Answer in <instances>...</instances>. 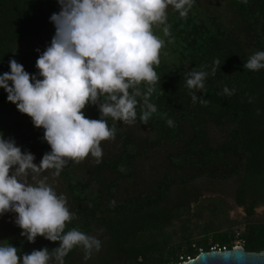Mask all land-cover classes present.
Segmentation results:
<instances>
[{"label":"trees","instance_id":"obj_1","mask_svg":"<svg viewBox=\"0 0 264 264\" xmlns=\"http://www.w3.org/2000/svg\"><path fill=\"white\" fill-rule=\"evenodd\" d=\"M59 11L57 0H0V74L10 71L11 59L29 73L38 72L36 61L55 34L49 18ZM167 11L170 35L163 26L153 28L165 42L151 97L158 111L147 125L108 118L116 135L101 142V162L91 155L69 161L57 176L73 214L65 232L76 228L102 242L87 261L84 250L75 247L65 264H181L213 247L233 248L236 233L219 231L227 220L224 201L203 200L204 184L212 182L199 180L240 178L236 203L248 218L264 205V69L243 67L250 55L264 51V0H195L186 18L171 7ZM216 60L221 69L211 75ZM190 68L210 73L197 93L204 104L192 102L186 86ZM225 86L235 94H222ZM12 104L0 89V132L22 151L38 148L42 158L51 150L42 140L43 128L27 114L12 120ZM82 111L100 118L95 105ZM212 130L222 135L218 142ZM239 238L246 251H264V221H247ZM9 243L20 255L60 244L40 236L31 243L20 234L4 239Z\"/></svg>","mask_w":264,"mask_h":264},{"label":"clouds","instance_id":"obj_2","mask_svg":"<svg viewBox=\"0 0 264 264\" xmlns=\"http://www.w3.org/2000/svg\"><path fill=\"white\" fill-rule=\"evenodd\" d=\"M57 2L60 11L49 18L55 34L36 61L38 72L29 73L11 59L10 71L0 74V89L7 93V100L31 117L35 127L43 128L42 140L51 149L37 164L33 153L22 151L14 138L5 139L0 132V216L15 213L14 222L28 242L35 243L42 236L60 244L22 255L10 243L0 244V264H65V257L75 247L84 250L85 261L100 251L102 242L97 237L76 228L65 232L73 219L66 197L46 179L29 180L50 169L59 176L69 161L79 163L89 155L100 163L101 142L116 135L108 118L128 125L137 119L148 124L158 111L151 97L160 79L155 66L160 64L165 43L153 28L163 26L164 35H170L167 10L171 7L186 18L195 4V0ZM218 67L221 64L216 60L211 75ZM243 67L253 72L264 69V51L250 55ZM209 74L195 68L186 73L193 104L206 103L197 93L203 92ZM141 84L147 85L146 91L140 89ZM235 91L225 86L222 94L231 96ZM89 105L97 106L99 119L86 117L82 110ZM167 124L172 127L174 121L168 119ZM115 203L113 200L111 205Z\"/></svg>","mask_w":264,"mask_h":264},{"label":"rangeland","instance_id":"obj_3","mask_svg":"<svg viewBox=\"0 0 264 264\" xmlns=\"http://www.w3.org/2000/svg\"><path fill=\"white\" fill-rule=\"evenodd\" d=\"M205 1H212V0H205ZM10 108L14 112L12 120L23 119V116H24L23 113L14 111L15 104H12ZM210 134H211V137L214 140H216V142H218L222 137V135L219 134V132L215 130H212ZM23 151H30L31 153H33L36 157L34 162L39 164L42 158H41L40 151L38 148L27 146L24 148ZM39 179H46L47 183H49L59 195H63L65 197V193L63 190L64 185L57 176L53 175V170L51 169L47 170L46 172L42 173L39 177H36L35 179H30L29 183H35L36 180H39ZM199 181H200L199 183H202V184H204L205 182L214 183V184L206 183L208 185L204 184V189L206 190V193L204 194V197L202 198L203 200L210 199L212 197L220 198L222 197L221 194L227 191L225 189V186L230 187L228 190V193L231 192V188L233 187V185L229 184V180L218 181V180L204 179V180H199ZM216 195H219L220 197H217ZM224 198L226 199V202H227V205L225 206V214H224V217L225 219L227 218V220H225L224 224H227L228 220H232L230 215H232L234 218L239 220V223H244L245 221H249V220H261V221L263 220L264 221V212L262 208L257 210L254 217L246 219V217L244 218V215L242 214V210L240 211L239 209L233 208L234 207L233 205H232L233 207L229 205L230 199H228L226 196H224ZM226 210H228L227 211L228 213L226 212ZM229 211L231 212L229 213ZM15 215H16L15 213H5L4 215L0 216V244H3L5 238L9 236H13V235L18 236L21 233L22 229H20L14 222ZM202 221L203 220H201L200 223H202ZM235 244L237 246L240 245L238 243H235Z\"/></svg>","mask_w":264,"mask_h":264},{"label":"water","instance_id":"obj_4","mask_svg":"<svg viewBox=\"0 0 264 264\" xmlns=\"http://www.w3.org/2000/svg\"><path fill=\"white\" fill-rule=\"evenodd\" d=\"M181 264H264V251L249 252L241 247L203 251Z\"/></svg>","mask_w":264,"mask_h":264},{"label":"flooded vegetation","instance_id":"obj_5","mask_svg":"<svg viewBox=\"0 0 264 264\" xmlns=\"http://www.w3.org/2000/svg\"><path fill=\"white\" fill-rule=\"evenodd\" d=\"M264 178V177H263ZM229 180V184L230 185H233V187L231 188V192L228 193V190L230 187H226L225 186V189L227 190L226 192H224L222 195V197H220L219 195H216L217 197H220V201H224V205L226 206L227 205V202H226V199L224 198V196H226L228 199H230V202H229V205H233L232 207L233 208H236V209H239L240 211L242 210V214L244 215V218L246 217V219H248L247 217V214L245 212V210L243 209V207L241 206H238L237 203H236V194L234 192L237 184L239 183L240 181V178H237V177H233V178H230L228 179ZM261 181L264 182V179H262ZM214 195V194H212ZM204 196V195H203ZM262 208L263 209V212H264V205H259L257 207L254 208V215H252L253 217L255 216L256 212L258 209ZM228 210H226L227 212ZM231 211H229L230 213ZM228 213V212H227ZM230 215V214H229ZM232 220H230V222H227V224L223 225V228H221L219 231H226L228 230L229 232H234L236 233V237H238L234 242H233V247H235V243H238L240 244L238 247H241L244 249V242L241 238H239L240 236V233L244 231L245 229V224L247 221H245L244 223H239V220H237L236 218H234L232 215H230Z\"/></svg>","mask_w":264,"mask_h":264},{"label":"built area","instance_id":"obj_6","mask_svg":"<svg viewBox=\"0 0 264 264\" xmlns=\"http://www.w3.org/2000/svg\"><path fill=\"white\" fill-rule=\"evenodd\" d=\"M235 247H238V246L236 245ZM225 249H226L225 247H223L221 249L219 247H213V248H211V250H225Z\"/></svg>","mask_w":264,"mask_h":264}]
</instances>
